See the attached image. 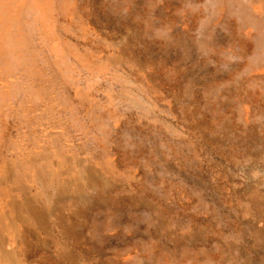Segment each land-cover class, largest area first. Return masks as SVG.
<instances>
[{
  "label": "rangeland",
  "instance_id": "374dc122",
  "mask_svg": "<svg viewBox=\"0 0 264 264\" xmlns=\"http://www.w3.org/2000/svg\"><path fill=\"white\" fill-rule=\"evenodd\" d=\"M0 0L3 264H264V0Z\"/></svg>",
  "mask_w": 264,
  "mask_h": 264
},
{
  "label": "bare ground",
  "instance_id": "6f19581e",
  "mask_svg": "<svg viewBox=\"0 0 264 264\" xmlns=\"http://www.w3.org/2000/svg\"><path fill=\"white\" fill-rule=\"evenodd\" d=\"M46 2H47V4H49V3H52V0H47ZM0 252H1V250H0ZM0 264H3V263L0 261Z\"/></svg>",
  "mask_w": 264,
  "mask_h": 264
}]
</instances>
